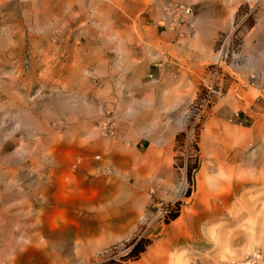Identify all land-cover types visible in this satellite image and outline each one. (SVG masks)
Returning <instances> with one entry per match:
<instances>
[{"label": "rangeland", "instance_id": "374dc122", "mask_svg": "<svg viewBox=\"0 0 264 264\" xmlns=\"http://www.w3.org/2000/svg\"><path fill=\"white\" fill-rule=\"evenodd\" d=\"M164 1L0 0V264L264 260V0Z\"/></svg>", "mask_w": 264, "mask_h": 264}, {"label": "built area", "instance_id": "2783aa9c", "mask_svg": "<svg viewBox=\"0 0 264 264\" xmlns=\"http://www.w3.org/2000/svg\"><path fill=\"white\" fill-rule=\"evenodd\" d=\"M194 25L195 19L191 4L180 1H172L166 4L163 7L161 16L156 23V26L162 29L175 31L181 38L191 34L194 30ZM214 92L215 91L212 86L208 87L206 96L203 99L205 106L211 103L212 94ZM114 126V117H106L101 122V128L107 134L113 131ZM173 205L174 204H171V206H156L157 213L162 217L164 216L165 219H169L170 215L174 211L178 210V208ZM229 264H264V260L262 255L257 253L240 263Z\"/></svg>", "mask_w": 264, "mask_h": 264}, {"label": "crops", "instance_id": "0c3cea01", "mask_svg": "<svg viewBox=\"0 0 264 264\" xmlns=\"http://www.w3.org/2000/svg\"><path fill=\"white\" fill-rule=\"evenodd\" d=\"M172 1H179V0H165V1L163 2V4L160 6L159 11L157 12L158 14H157L156 19H159V18H160L163 7H164L166 4H168V3L172 2ZM201 21H202V20H199V21L197 20V23L199 24V28H198V30H197V33L195 34V37L199 39L200 46L202 45V43H203L204 46H205L207 43H209V39H206V37H205V36H207V32L205 31L204 28H202V26H201L202 22H201ZM200 26H201V27H200ZM149 27H150V26H149ZM151 28H153V29H155V30L158 31V29H157L155 26H151ZM204 38H205V39H204ZM124 62H125V64H124L125 70H128V69H129V63L131 62V60H127V61H124ZM159 142H162V141H159ZM149 146H150V145L148 144V145H147V149L149 148Z\"/></svg>", "mask_w": 264, "mask_h": 264}, {"label": "trees", "instance_id": "16d2710c", "mask_svg": "<svg viewBox=\"0 0 264 264\" xmlns=\"http://www.w3.org/2000/svg\"><path fill=\"white\" fill-rule=\"evenodd\" d=\"M178 216V210L174 211L170 215V219L173 220ZM130 244H133L131 250L127 254L128 257L137 258L141 252L145 250V247L149 244V240L139 239V240H132Z\"/></svg>", "mask_w": 264, "mask_h": 264}, {"label": "bare ground", "instance_id": "6f19581e", "mask_svg": "<svg viewBox=\"0 0 264 264\" xmlns=\"http://www.w3.org/2000/svg\"><path fill=\"white\" fill-rule=\"evenodd\" d=\"M263 42V41H262ZM262 49V48H261ZM251 60V59H250ZM264 62V61H263ZM253 63V62H252ZM255 63V62H254ZM263 65V64H262ZM262 71V70H261ZM264 71V70H263ZM233 166V165H232Z\"/></svg>", "mask_w": 264, "mask_h": 264}]
</instances>
